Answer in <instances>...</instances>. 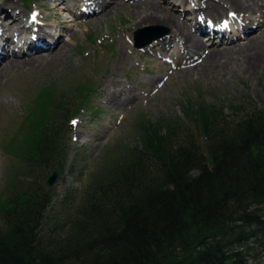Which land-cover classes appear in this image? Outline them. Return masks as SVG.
<instances>
[{
    "label": "trees",
    "instance_id": "16d2710c",
    "mask_svg": "<svg viewBox=\"0 0 264 264\" xmlns=\"http://www.w3.org/2000/svg\"><path fill=\"white\" fill-rule=\"evenodd\" d=\"M75 90L42 88L28 108L0 264H264V105L229 99L226 113L196 92L180 116L140 114L132 141L58 195L44 179L63 169Z\"/></svg>",
    "mask_w": 264,
    "mask_h": 264
},
{
    "label": "rangeland",
    "instance_id": "374dc122",
    "mask_svg": "<svg viewBox=\"0 0 264 264\" xmlns=\"http://www.w3.org/2000/svg\"><path fill=\"white\" fill-rule=\"evenodd\" d=\"M48 3V0H0V7L4 6L8 14L19 17V21L14 23L17 35L25 38L29 32L25 30L34 29L42 33L43 29L52 30L46 26L54 25L55 35L60 39L58 47L61 48L57 56L43 53L46 57L31 65L22 64L0 71V198L7 192L12 175L19 171L20 161L13 154V149L27 135L25 116L42 88L52 87L56 100L61 95L67 101L73 86L76 89L74 94H82L81 98L78 96L83 102L77 103L80 109L74 115L75 123L68 130L63 169L50 185L58 195L66 188L81 191L91 173L100 168L105 152L110 154L111 150L120 147L121 142L132 141V128L140 114L151 119L158 114L180 116L179 102L193 101L196 92L208 101L223 100L221 104L226 113H229L226 102L229 99H244L246 104L256 107L264 105V63L255 65L250 73H244L251 54L246 49L235 47L231 51H223L220 47L221 55L211 65L220 63L229 71L226 76L206 70L201 61L198 63L203 64V71L192 70V65L197 64L196 59L189 64L182 60L178 67H174L152 58L158 56L159 51H148L149 44L142 49L133 47L132 32L137 28L156 27L151 33L161 34L158 39L170 32L168 27L156 23L136 25L137 12L132 13L126 7L134 2L116 1L101 18L75 14L78 4L70 9L73 15L60 8L61 4L55 9H47ZM200 3V0H190L184 6L190 10ZM98 5L95 4V7ZM182 9L183 6L174 7L179 16L183 14ZM0 11L3 17L5 9ZM57 11L61 13L59 16L63 22L60 26L56 25L54 17ZM182 16L189 20L190 30L195 18L201 20V14L194 17L190 11ZM8 23L0 19V34L9 39L14 27L5 31ZM147 34L144 33L141 40H145ZM212 40L216 45L217 39L214 37ZM118 83H122L124 89H131V92H122L121 97L135 95L131 103L120 109L102 104V95H107L106 88Z\"/></svg>",
    "mask_w": 264,
    "mask_h": 264
},
{
    "label": "bare ground",
    "instance_id": "6f19581e",
    "mask_svg": "<svg viewBox=\"0 0 264 264\" xmlns=\"http://www.w3.org/2000/svg\"><path fill=\"white\" fill-rule=\"evenodd\" d=\"M116 1L119 0H48L50 5L48 3L46 8L55 9L61 4L60 8L62 7L63 10L68 11L71 7L79 4L80 6L83 5V7L77 9L75 14L79 16L101 18L107 14L105 10L114 5ZM128 1L135 3H128L126 7L130 8L129 10L132 13L137 12L136 19L138 20L136 25L156 23L170 29L166 37L157 38L148 45V51L152 49L159 51L158 56L152 57L158 63L160 62L162 64L178 67L182 60L189 64L196 59L197 64L192 65V70L197 71L201 69V66L204 64L206 70H213L222 73V76H226L229 74V71H226V68L220 63L211 65V62H214V60L221 55L219 52L220 47H222L223 51H231L233 48L237 47L246 49L251 53L247 61L249 66L243 69L244 73H250V69L255 65L264 63V0H200L201 3L192 6L190 10L186 9L184 6L186 3L188 4L190 0ZM261 1L262 3L260 4ZM97 3L99 5L95 7ZM176 4L179 7H184L182 10L185 14L189 11L190 14H194V17L201 14V22L195 20L193 28L190 30L191 26L189 20L182 16L183 14H180V17L177 15L176 10L174 11ZM63 6H65V8ZM0 9H5V14L3 17L0 16V19L9 22L5 27V31H7L14 27V23L19 21V17L16 15L12 16L10 13L8 14L4 6L0 7ZM13 11L12 9L11 12ZM104 11L106 14H104ZM230 12L232 13L231 17L228 15ZM0 13L3 12L0 11ZM59 15H61V13L58 11L54 14L57 26L63 23ZM205 21H209L214 26H207ZM219 22H221V24L225 23L228 29L224 30L222 27H215ZM46 27L47 29L50 27L52 30L49 29V31H47L43 29L42 32H46L47 34L31 32L29 36L22 40L17 39L18 35L16 34L15 27L9 34L12 35V38L8 39L6 35L0 34V71L22 64L31 65L30 63H35L45 58L46 55L43 53L57 56L56 54L60 53L61 49L58 47L60 41L59 36L57 37L55 35V30H53L55 27L54 25ZM213 35L217 39L216 45L213 44ZM46 36H50V39L53 40L50 46L40 45L39 47L29 50L27 43H43L45 42ZM204 39H207L206 42L203 41ZM8 46L11 48L8 49ZM206 50H208V52ZM202 58L204 59L201 60ZM199 61L203 64H199ZM208 64L209 66H207ZM201 71H203V69H201L200 72ZM118 84H120L119 89L116 90ZM118 84H112L110 88H106L107 95H102V104L120 109L125 107L127 103L135 97V95H131V97H121L122 92H131V89H124L122 83ZM135 102L137 103V101Z\"/></svg>",
    "mask_w": 264,
    "mask_h": 264
},
{
    "label": "water",
    "instance_id": "95a60500",
    "mask_svg": "<svg viewBox=\"0 0 264 264\" xmlns=\"http://www.w3.org/2000/svg\"><path fill=\"white\" fill-rule=\"evenodd\" d=\"M156 29V27H144V28H141V29H136L134 32H133V47L134 48H140L141 46L145 45L148 40H150L151 38H154V34H151V31L153 32V30ZM150 32V34H149ZM144 33H148L147 35V38L146 41H140L138 39H141V37L143 36ZM150 38V39H149ZM145 42V43H144ZM57 178V171L56 170H52L50 174H48L45 178V183L47 185H51Z\"/></svg>",
    "mask_w": 264,
    "mask_h": 264
},
{
    "label": "snow or ice",
    "instance_id": "6c2138e0",
    "mask_svg": "<svg viewBox=\"0 0 264 264\" xmlns=\"http://www.w3.org/2000/svg\"><path fill=\"white\" fill-rule=\"evenodd\" d=\"M75 123V122H74Z\"/></svg>",
    "mask_w": 264,
    "mask_h": 264
}]
</instances>
